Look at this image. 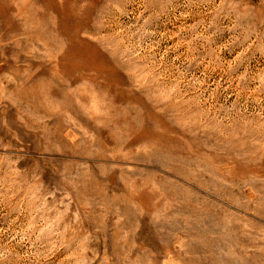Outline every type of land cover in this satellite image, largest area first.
<instances>
[{
	"label": "rangeland",
	"instance_id": "rangeland-1",
	"mask_svg": "<svg viewBox=\"0 0 264 264\" xmlns=\"http://www.w3.org/2000/svg\"><path fill=\"white\" fill-rule=\"evenodd\" d=\"M0 264H264V0H0Z\"/></svg>",
	"mask_w": 264,
	"mask_h": 264
}]
</instances>
